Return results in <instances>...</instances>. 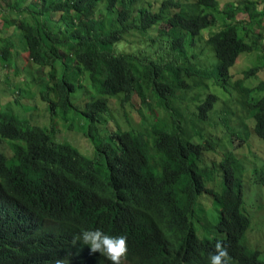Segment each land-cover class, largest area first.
Here are the masks:
<instances>
[{
    "label": "trees",
    "instance_id": "1",
    "mask_svg": "<svg viewBox=\"0 0 264 264\" xmlns=\"http://www.w3.org/2000/svg\"><path fill=\"white\" fill-rule=\"evenodd\" d=\"M136 1L0 0L6 6L5 23L21 36L28 59L38 70L48 69L47 80L39 82L37 91L39 100L50 104L51 110L58 106L66 113L74 106L70 100L73 82L86 71L102 95L120 96L124 104L136 94L144 104L147 89L168 114L167 120L159 118L146 130H123L116 125L101 135L97 114L107 110L108 100L103 96L86 102L83 113L90 118L87 135L94 147L86 156L68 144L56 143L48 130L25 128L13 119H5L0 111V136L26 144L20 148L16 163H8L0 152V264L43 262L39 256L48 249L24 237L38 217L53 221L59 240H67L62 219L75 211L93 214L92 227L108 234H115V230L128 233L139 221L175 217L183 200L191 212L197 194L204 189V153L216 149L213 137L219 132L224 134V129L210 121L212 130L203 127L206 109L216 97L213 94L206 96L199 112L196 108L186 109V105L182 109L174 107V90L187 86L181 74L195 76L203 72L187 61L186 39L188 33L192 39L202 29L209 30L206 44L218 62L202 78L226 90L228 76L224 75L238 55L264 47V39L256 31L264 18V3L261 8V0L228 4L221 21L216 13L218 0H196L191 6L184 0H162L155 12L136 9ZM172 8L178 10L169 14ZM239 11L246 12L247 23L235 19ZM53 12L59 13L58 19L49 18ZM34 13L49 20L39 21ZM163 19L173 33L172 52L163 53L171 55L169 60L159 57L151 62L138 54L119 52L127 33L146 30ZM11 47L9 42L0 46V64L13 63ZM180 61L186 62L182 65ZM57 64L60 73L56 71ZM256 68L243 72L244 80ZM244 80L234 85L239 87ZM198 81L194 85L200 87ZM257 89L264 90V78ZM250 105L257 109L253 131L264 141V96ZM223 125L228 129L226 122ZM200 130L204 142H194L193 137L203 138ZM219 166L224 170V180L222 193L217 196V228L231 232L228 248L234 251L233 263L264 264L258 251L243 242L249 218L240 212L241 178L236 170L240 162L229 151ZM258 181L264 186V172ZM178 215L182 218L183 212L178 211ZM83 229L75 225L72 238ZM194 239L210 249L221 241L217 237L198 239L195 235ZM68 244L80 264H91L95 254L85 245L79 241L73 245L72 240ZM138 252L143 258L150 256L149 242L140 245Z\"/></svg>",
    "mask_w": 264,
    "mask_h": 264
},
{
    "label": "rangeland",
    "instance_id": "2",
    "mask_svg": "<svg viewBox=\"0 0 264 264\" xmlns=\"http://www.w3.org/2000/svg\"><path fill=\"white\" fill-rule=\"evenodd\" d=\"M161 1L138 0L135 8L146 7L149 10H155L159 7ZM195 1L184 0L188 6H191ZM239 1L218 0L217 17L222 21L223 10L227 5L237 4ZM262 3H264V0L259 3V8L263 6ZM5 9V4L1 2L0 46L5 45L7 42L11 43L10 55L13 57V63L10 65L0 64V111L22 126L35 124L43 127L49 125L46 103L41 99L39 100L40 96L37 91L39 82L47 80L48 69L38 70L28 59L26 51L22 49L21 36L5 23ZM176 10L178 8L170 9L169 14ZM101 13H104V9L101 10ZM33 15L40 21L41 16L38 13ZM52 16L57 18L59 13L53 12ZM235 19L247 23L248 16L245 11H239L236 13ZM168 27L167 20L163 19L160 23L144 31L134 30L125 36L118 47L119 52L138 53L147 59L156 60L160 57L162 61L169 60L171 55L163 54L168 51L172 52L173 33L168 31ZM256 31H259L264 39L263 17ZM240 33H243L242 29ZM208 34V29H202L199 34L190 39L192 36L188 33L189 37L186 39L185 48V55L189 58L187 61H190L192 67L203 72L200 75L195 74V76H187L182 73V80L186 82L187 86L180 89L176 88L174 90L176 96H172L174 107L182 109L183 105H186V109L196 108L199 112L206 96L208 94L215 95L211 107L207 105V116L203 127L212 130L213 128L208 124V121H210L219 124L224 129V134L219 132L213 137L217 143L216 149L204 153V165L208 169L205 176H203V181L205 187H209V190L204 189L201 193L200 206L195 209L193 223L197 235L200 234L199 237L217 234L215 226L220 216V203L217 195L221 188L222 171L216 164L227 151H232L242 163L243 202L241 210L250 220L249 227L245 232L244 242L250 249L257 250L259 258L264 260V186L255 180V174L264 171V141L257 137L253 131L252 115L257 109L250 105L264 96V90L257 89L258 84L264 77V66L255 73L250 74L245 80L243 76V71L256 65H263L264 47L260 45L257 50L246 52V54L241 53L237 57L235 63L228 70L230 76L227 82L224 83L228 88L224 90L220 85L215 84L213 80L202 78L205 72L212 71L214 64L218 61L213 51L206 44ZM246 41L249 40L246 39ZM184 62L186 61H180L182 65H184ZM60 70L61 68L57 64L56 71L60 73ZM80 76L78 81H75L76 91L72 96L73 102L77 106L69 112L65 119L58 117L59 122L57 123L58 120H56L55 132L59 141L69 142L87 155L91 152L93 145L82 132L85 130V123L90 118L81 112L84 106L79 105H82L89 96L96 97L97 93L88 78L87 72H82ZM220 78L222 79V77ZM197 80L201 81L200 87L194 85ZM240 80L244 81L238 87L236 84H239ZM234 83L236 84L234 85ZM232 85H234L233 88H229ZM145 97L146 102L144 104L139 101L136 94L131 97L129 102L124 104L120 103V96L107 97V111L100 113L99 118L107 121L106 127L109 130L114 129L115 125H119L121 129L146 130L159 118L164 121L167 120L168 114L147 89L145 90ZM56 118L57 116L53 120ZM223 122L227 123L230 131L224 127ZM200 132L203 138L193 137L194 142H204V133L202 130ZM216 138L220 139L217 140ZM11 145L8 141L0 145V149L6 151L9 161L16 159Z\"/></svg>",
    "mask_w": 264,
    "mask_h": 264
},
{
    "label": "clouds",
    "instance_id": "3",
    "mask_svg": "<svg viewBox=\"0 0 264 264\" xmlns=\"http://www.w3.org/2000/svg\"><path fill=\"white\" fill-rule=\"evenodd\" d=\"M136 2L134 3V6H136ZM141 8H145L149 10V8H146V7H141ZM157 9L149 10V11L155 12L157 11ZM40 16H41L42 21L49 20L44 15L40 14ZM49 18H52L53 20L58 19V17L54 18L52 15H50ZM137 31L139 32V30ZM128 34L130 33H127L126 35ZM125 36L123 37V40L125 39ZM243 53L246 54V52H243ZM133 54H138V53H133ZM142 57L147 59L145 56H142ZM147 60H150L151 62L155 61L154 59H147ZM263 66H264V63L262 66H257L258 68H256V71L261 69ZM252 68H254V66ZM83 72L85 73V71ZM224 76H228L227 80L229 79L230 75L228 74V71H227V74ZM88 78H89V75H88ZM76 80L78 81V78ZM73 83L75 85V88H74V91L71 93L70 100L74 106L71 107L69 111H67L66 113H63L62 111H60L58 106L57 107L54 106L53 110H51L50 104L46 103V112H47V117L49 119L48 121L49 125H45L42 123L43 125H45L42 127V126L32 124V125H25V128L36 126L41 129L48 130L49 132L52 133L53 140L56 143L68 144L72 148L77 149L80 153H82L78 149L77 146L74 145L75 146L74 147L72 146L73 144L66 142V141H59L56 137V132H55L56 131V120H58L57 123L59 122L58 117L60 116L63 119H65V117L69 114V112L72 109H75V107L77 106L73 102V98H72L73 93L76 91L75 81ZM92 85L96 89L97 96L96 97L89 96V98H87V100H85L82 105H79L81 107L84 106V109L81 110L82 113L86 109L85 107L86 102H90L94 99H97L103 96L106 98L110 97L107 95H102L101 93H99L96 85H94L93 83ZM100 113H104V112H100ZM100 113L97 114L98 126L100 128V134L104 135L107 131H112L115 128L112 130H109L106 127L107 121L105 119L101 120L99 118L101 116ZM205 115L207 116V114ZM55 116H57V118L53 120ZM7 118L9 117H5V119ZM252 118H253V115H252ZM9 119H13V118H9ZM89 122L90 120L87 123H85V130L82 133L87 137L91 145H93L92 141L87 135V129H88L87 126ZM14 123L16 122L14 121ZM254 123L255 121L253 120L252 128H254ZM216 139L218 140L220 138H216ZM7 141L10 142V144H12L11 149L16 159L13 161H9L6 151L0 149V152H2L5 155L8 163H16L18 160V153H19L20 148L24 147L26 144L23 140H13L7 137L0 136V145H2V143L7 142ZM93 148L89 154L87 155L84 153L82 154L89 156L93 152ZM230 152L234 155V158H236L239 161V159L235 156V154L232 151ZM222 157L219 159V162L222 159ZM219 162H217L216 165H218L219 169L222 171V182L220 183L221 188L217 196L221 195L222 193L223 180H224V170L220 168ZM203 165H204V162H203ZM240 165L241 167L240 168L236 167V170L240 171V178H241V170H242L241 162H240ZM207 169L208 168L206 167V172H207ZM263 172L264 171H261L260 173L255 174V180L257 182H259L258 177ZM204 189L209 190V187H205V184H204ZM203 190H201L197 194V198H196V201L193 205V209L191 212L186 202L183 200V203L181 204L179 209L174 213V215H176L175 217L173 218L166 217L159 221H156V220L139 221L138 223L133 225V228L131 230L128 229V233H123L120 230H115V234H108L99 228L92 227V225L94 224V219L92 218L91 215L93 214L90 213L87 215H83L79 211H75V212H72L70 215H67V217L62 219L63 229L67 233V240H59L57 238L53 221L47 217L36 218V220L31 224V226L28 228V230L24 234V237H26V239L33 242L35 245L48 249L46 252H43L39 256L40 259L43 261L40 264H80V262L72 254L69 248L68 243L71 240H72L73 245H75L77 241H79L82 245H85L91 253L95 254L91 264H172V263L174 264H234L232 256H231V254H234V251L228 248L229 246H231L230 241H229L230 236H231L230 231L223 232V231L218 230L217 228L218 223H216L215 227H216L217 234L199 237L200 234L198 236L196 233V229L193 223V218H194L196 207L200 206L199 198L201 197V193L203 192ZM240 191H241L240 212L243 215H245L241 210L242 202H243L242 201V184H241ZM178 211L183 212L182 218H180V216L178 215ZM245 216L248 217L247 215ZM249 223H250V220H249ZM198 224H201V223H198ZM75 225H81L84 229L81 230L78 234L74 235L72 238V233L74 231ZM248 227L244 231V236H245V232L248 229ZM194 235L198 239H203L205 237H217L221 239V241H217L215 245L213 246V248L210 249L208 246H200L198 242L195 241ZM145 242H149V246L151 248V255L143 258L139 254L138 248L140 245L144 244ZM243 242H244V239H243Z\"/></svg>",
    "mask_w": 264,
    "mask_h": 264
}]
</instances>
